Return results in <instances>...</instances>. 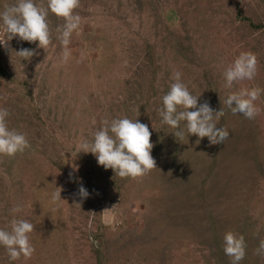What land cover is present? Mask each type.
Instances as JSON below:
<instances>
[{"label":"rangeland","instance_id":"374dc122","mask_svg":"<svg viewBox=\"0 0 264 264\" xmlns=\"http://www.w3.org/2000/svg\"><path fill=\"white\" fill-rule=\"evenodd\" d=\"M15 3L0 0V12ZM75 11L67 62L56 38L63 18L48 12L47 50L8 40L0 24V108L30 145L0 155V228L10 230L13 216L34 225L31 257L10 261L0 246V264H231L228 231L244 237L240 264H264V91L253 119L223 105L241 88L264 90V0H79ZM25 48L32 57L18 53ZM242 51L256 56V74L226 85L223 69ZM177 71L198 102L225 107L222 143L195 132L180 139L161 123ZM117 118L151 132L157 167L135 179L78 153Z\"/></svg>","mask_w":264,"mask_h":264},{"label":"clouds","instance_id":"9594fccd","mask_svg":"<svg viewBox=\"0 0 264 264\" xmlns=\"http://www.w3.org/2000/svg\"><path fill=\"white\" fill-rule=\"evenodd\" d=\"M79 0H47V8L38 6L35 0H16L12 6L0 12V24L6 31L8 40L18 37L22 41L36 43L37 48L47 50L52 40L50 27L47 21L48 12L61 17L64 24L58 28L57 39L62 48V60L67 62L71 53L68 48L70 38L78 32L81 17L75 11ZM5 43L0 40V44ZM32 49L18 51L25 59L32 57ZM256 56L248 51H242L237 57L226 64L223 69L224 83L231 86L242 80H252L256 74ZM174 82L169 90L162 96V107L159 109L161 123L176 129L175 137L183 139L185 134L197 133L206 135L210 140L222 143L229 136L226 127L217 122L219 114L225 111L223 105L233 114H242L245 118L253 119L260 111L255 101L264 91L260 88H241L230 93L223 105L219 107L210 103L208 98L199 100V95L190 93L188 87L181 80V73L173 74ZM10 113L7 108H0V155L9 157L23 153L30 147L26 136L8 127L7 118ZM181 122L183 127H181ZM149 127L139 120L117 118L94 132L92 140L84 141L78 145V153H91L97 163L105 169H112L115 176L121 178H137L143 176L151 169L157 167L151 154L153 144L150 141ZM71 176V173H70ZM79 195L87 198L90 194L81 184ZM53 200L61 199V192L52 194ZM21 205L11 209L12 213H19ZM110 218L113 208L105 209ZM34 225L26 219H17L15 216L10 221V230L0 228V246H3L10 261H16L21 256L30 258L34 247L30 242L29 234ZM224 253L230 257L231 264H240L245 257V240L242 235L228 231L223 237ZM258 255H264V240L257 248Z\"/></svg>","mask_w":264,"mask_h":264}]
</instances>
